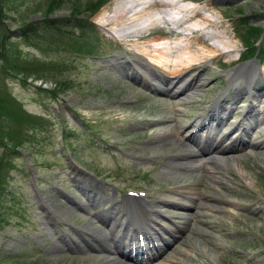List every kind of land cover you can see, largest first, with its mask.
I'll use <instances>...</instances> for the list:
<instances>
[{
  "label": "rangeland",
  "instance_id": "1",
  "mask_svg": "<svg viewBox=\"0 0 264 264\" xmlns=\"http://www.w3.org/2000/svg\"><path fill=\"white\" fill-rule=\"evenodd\" d=\"M47 1L4 0L1 14V27L12 51L22 62L36 65L26 81L20 74H12L5 75L3 82L26 111L49 118L52 139L49 147L34 156L24 147L17 148L11 165L4 168L1 188L12 199L1 204L11 208L0 211V264H101L110 254L99 252L98 243L84 244L80 232L104 227L92 216L94 211L109 215L110 209L104 210L107 204L118 210L134 195L149 205H158L161 215L155 217L151 233H162V226L174 228L172 223L187 229L183 235L172 230L177 237L173 240L164 234L169 244L146 264H264V55L261 62L256 56L240 61L238 56L244 48L233 28L244 17L249 24L263 28L264 0L181 1L189 6L210 2L202 13L219 19L234 44L233 53L215 55L205 63L200 71L204 85L196 88L199 99L190 103L152 89L149 92L126 74L131 71L126 63H132L131 52L97 21L100 14L109 13L116 0H106L88 18L97 42L92 55L56 49L64 37L61 31L75 33L70 24L73 0L58 1V7L44 14ZM167 11L176 14L173 8ZM26 22L46 24L48 29L30 38V43L19 31ZM153 33L155 30L144 40L163 33L173 38L165 27L161 35ZM254 45L259 47L262 42L258 39ZM249 63L257 72V80L254 76L251 84L261 83L263 90L246 91L252 86L241 83L247 89L240 92L243 96L231 97L224 105L232 109L222 123V130L239 125L237 132H242L245 142L250 141L249 146L244 143L239 152L226 154L228 160H220L225 154H217L219 163L213 165V171L167 170L165 162L179 158L174 157L173 144L152 148L157 137L169 132L181 139L188 134L194 128L188 124L224 89L232 69L242 70ZM60 66L66 69L63 74L70 78L69 85L51 99L50 93L37 85L52 88L50 75ZM133 66L138 70L137 63ZM146 75L151 83L156 82L154 76ZM246 106H253L254 120L249 117V123L242 119ZM241 125L250 126L247 134ZM60 129L69 131L64 142ZM22 130L19 128L18 133ZM190 148L196 150L192 145ZM179 191L196 197V204L179 197ZM183 203L191 207L184 210V216L179 210ZM133 238L130 241L134 243ZM101 243L113 249L111 241ZM118 258L124 264H135Z\"/></svg>",
  "mask_w": 264,
  "mask_h": 264
},
{
  "label": "bare ground",
  "instance_id": "2",
  "mask_svg": "<svg viewBox=\"0 0 264 264\" xmlns=\"http://www.w3.org/2000/svg\"><path fill=\"white\" fill-rule=\"evenodd\" d=\"M181 1L116 0L109 13L100 14V19L97 21L99 26L108 32L114 40L125 45L128 52H131L133 57L132 63L134 65L135 63L138 64L139 71L132 63L127 61L126 63L131 71L126 72V74L132 77L138 85L148 89L149 92L152 89L159 94L164 93L168 95L170 93L173 98L180 97L181 99L188 100L194 94H198L196 88L198 90L199 86L204 85L200 71L205 68V63L215 55H221L225 52L233 53L234 44L231 43L226 35V27L221 26L222 23L219 19L213 15L202 13L201 9L210 2L206 1L202 6H189V3L186 4ZM140 4L144 5L139 9H135ZM168 8H173L176 14L171 15V12L167 11ZM163 27L166 28L167 32L171 33L170 36L173 38L163 33L161 36L147 37L148 39L144 40L143 37L151 30L160 29L161 31ZM120 62L122 63V61ZM249 64L246 67L243 66L242 70L241 67L235 70L232 69L227 77L222 94L210 103L209 107L205 109V113H197L189 123V125L195 124L193 126L197 127L195 130L184 135L183 139L176 137V135L171 137L168 135L169 132L165 133L166 131L164 132L165 134H161V137H157L156 145L152 148L166 147L169 144H173V148H175L174 152L177 154L174 157L179 158V160H173L171 156V160L165 162L164 167L167 170L186 171V169H193L201 171L206 168L209 171H213L215 170L213 165L219 163L216 161L217 154H225L220 156V160H228L230 158L227 156L228 154L231 156L233 155L231 153L240 151L243 138L239 137L242 132H237L239 125L232 128V131L237 133V135L232 137H226L224 134L219 138H198L196 130H198L199 125H203V130L201 131L203 133L209 130L210 125L217 127L212 122L214 121L213 117L219 114L218 111L221 104L226 99L230 100L231 97L237 96L240 92L247 89L245 86H241V83H245L249 88L252 81H254V76L257 80L255 67L253 68L252 63ZM147 73H149V76H154L153 79H156L155 83H157V86L160 84L161 87L157 88L155 83H151L146 75ZM236 82H239V85H234ZM254 86L256 87L257 84ZM245 109L244 117H250L253 108L246 106ZM210 119L211 123H208L204 127L206 121ZM182 131L183 129L178 135L182 134ZM188 142L196 150L191 149ZM249 142L246 141L245 143L249 146ZM233 144L234 147H232ZM178 196L194 204L197 202L196 197L189 195V192L186 191H179ZM125 200V203L122 205L123 207L118 210L113 209L114 211L112 210L113 207L107 204L104 210L110 209L109 215H104L101 211L98 213L94 211L92 216L104 227L93 226L95 227L94 230L87 229L80 232L81 236L84 237L81 238L84 244L90 246L89 241L98 243L100 245L99 252L110 254L108 255L110 257H105L106 260L102 261L101 264H124L118 256L139 263L136 260L137 258L134 260V256L135 254L142 255L141 250H136L133 253L128 252L125 247L130 246V244L127 242L133 236L137 237V235H145L147 238L152 237L153 233H151V229H154L152 225L156 223L154 219L161 215L156 203L149 205L139 197L126 198ZM79 207L81 208V206ZM179 207V210L183 211L181 213L182 216L186 214L184 210H191V207L184 203L179 205ZM82 208L86 209V206L82 205ZM111 216H113L112 219ZM90 222L91 219L88 223L89 226L91 225ZM173 227L181 235L186 234V228H181L176 224ZM162 228L169 235L174 230L172 227ZM105 240L113 243V249L101 243ZM147 241L149 242V240ZM122 247L125 249H122ZM146 258L148 259L149 256Z\"/></svg>",
  "mask_w": 264,
  "mask_h": 264
},
{
  "label": "trees",
  "instance_id": "3",
  "mask_svg": "<svg viewBox=\"0 0 264 264\" xmlns=\"http://www.w3.org/2000/svg\"><path fill=\"white\" fill-rule=\"evenodd\" d=\"M58 1L62 0H48L45 4L44 14L51 13L55 7H58ZM65 1V0H63ZM106 0H73L72 14L70 16L71 26L76 30L64 32L63 40L56 46L57 50H62L70 54L92 55L97 45L96 36L93 29V23L88 18L97 10ZM4 0H0V211L4 212L10 210V206H1V204L8 200L11 201V195L8 192H3L2 182L4 181V168L11 165L12 154L18 153L17 148L24 147L31 156L41 153V149L49 147L52 139L51 122L48 117L40 114H32L26 111L23 105L9 93L6 84L3 82L5 75L20 74L22 80L26 81V77L31 75L29 72L31 68H36L32 64L22 62L19 55L12 51L5 29L1 27V19L3 12ZM4 13V12H3ZM77 13H85L84 17H78ZM46 17V16H45ZM69 19V20H70ZM238 23L234 25L236 33L244 47L242 57H251L254 54L257 57L263 58L264 55V27L256 26L248 23L246 17L241 18ZM38 23L26 22L19 26L20 36L24 41H30L34 36L39 37L41 31L47 30L46 24L37 25ZM260 40L262 45L256 48L255 41ZM41 41L42 37H41ZM46 45L48 43L44 42ZM56 67V66H55ZM53 69L50 67V69ZM37 70V69H36ZM48 71V69L46 68ZM65 67H57V72L50 75L54 86L52 88L43 89L40 84L38 88L50 93L49 98L56 97L68 85L70 78L65 73ZM39 76H43L38 74ZM46 78V77H41ZM45 81V80H44ZM23 128L21 133L18 129ZM69 131L60 129V137L62 142L67 140ZM11 161V162H10ZM5 195H9L8 198ZM13 203V202H12ZM0 221H2V213L0 214Z\"/></svg>",
  "mask_w": 264,
  "mask_h": 264
}]
</instances>
